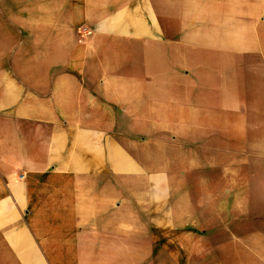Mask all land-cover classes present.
<instances>
[{
  "label": "crops",
  "instance_id": "crops-1",
  "mask_svg": "<svg viewBox=\"0 0 264 264\" xmlns=\"http://www.w3.org/2000/svg\"><path fill=\"white\" fill-rule=\"evenodd\" d=\"M0 264H264V0H0Z\"/></svg>",
  "mask_w": 264,
  "mask_h": 264
}]
</instances>
